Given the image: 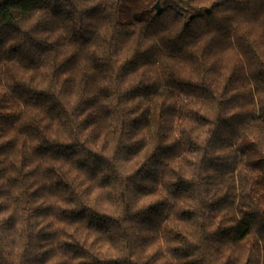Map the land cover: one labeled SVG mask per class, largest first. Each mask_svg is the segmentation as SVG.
Returning <instances> with one entry per match:
<instances>
[{
	"label": "clouds",
	"instance_id": "9594fccd",
	"mask_svg": "<svg viewBox=\"0 0 264 264\" xmlns=\"http://www.w3.org/2000/svg\"><path fill=\"white\" fill-rule=\"evenodd\" d=\"M0 264H264V0H0Z\"/></svg>",
	"mask_w": 264,
	"mask_h": 264
}]
</instances>
